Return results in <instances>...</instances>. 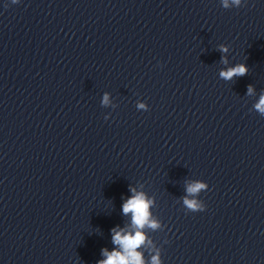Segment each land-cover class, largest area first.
<instances>
[{"label": "clouds", "instance_id": "1", "mask_svg": "<svg viewBox=\"0 0 264 264\" xmlns=\"http://www.w3.org/2000/svg\"><path fill=\"white\" fill-rule=\"evenodd\" d=\"M12 4H17L19 0H11ZM244 3V0H243ZM242 0H221L222 7L229 9L232 7L243 6ZM218 50L221 53L228 51V48L224 44L218 46ZM224 57L222 56V60ZM249 69L244 63L237 64L235 67L228 69L227 71H222L220 73L221 77L225 80H231L234 76H244L248 73ZM253 91V86L249 85L248 93L251 94ZM104 102H107V95L104 97ZM140 108H144V105H139ZM256 109L264 115V94L261 95L259 103L256 104ZM107 120L108 118L105 117ZM209 185L205 181H198L187 187L189 193H197L201 189L208 190ZM134 191V189H130ZM183 203L189 212H202L206 209V205L203 201L190 200L187 197L184 198ZM151 201L146 199L143 193L135 194L133 197L129 198L122 206V210L125 214L132 213V221L137 226L138 229H143L146 224L151 228L156 229L159 225L155 221H149V208ZM113 242L119 244L123 253L113 251L111 254L104 250V254L107 256L106 260L98 262V264H144L142 254L137 252L136 249L139 248L145 242V235L141 231H137L135 235L125 234L116 232L113 229ZM151 264H163L161 259L160 250L157 249L156 255L152 256Z\"/></svg>", "mask_w": 264, "mask_h": 264}]
</instances>
